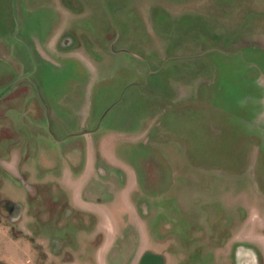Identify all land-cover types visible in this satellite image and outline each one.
Instances as JSON below:
<instances>
[{"label": "rangeland", "instance_id": "374dc122", "mask_svg": "<svg viewBox=\"0 0 264 264\" xmlns=\"http://www.w3.org/2000/svg\"><path fill=\"white\" fill-rule=\"evenodd\" d=\"M16 8L20 38L33 51L36 41L46 58L35 56L32 89L9 113L19 136L12 156L0 154V261L125 264L139 257L140 244L178 250L187 243L188 258L169 264H202V230L222 233L232 217L264 212V0H16ZM13 30L11 0H0V70L19 74L29 57L11 41ZM63 35L61 53H52L45 42ZM81 127L93 130L115 180L135 183L132 201L142 208L138 230L145 236L136 244L129 236L111 259L105 250L121 221L98 222L96 233L102 225L107 237L91 257L89 246L88 257L75 251L65 258L48 250L49 236L79 247L87 238L63 221L40 228L34 196L41 186L29 194L38 181L26 177L28 168L35 176L46 159L63 162L67 146L82 142L48 145L41 132L60 138ZM16 150L24 169L6 171L3 162L19 160ZM115 193L96 188L102 203L114 196L107 207L118 216ZM19 204L22 217L10 219ZM260 216L254 221L263 228ZM162 238L169 241L158 244Z\"/></svg>", "mask_w": 264, "mask_h": 264}, {"label": "flooded vegetation", "instance_id": "af4514ba", "mask_svg": "<svg viewBox=\"0 0 264 264\" xmlns=\"http://www.w3.org/2000/svg\"><path fill=\"white\" fill-rule=\"evenodd\" d=\"M13 2L14 0H11V10L14 21V30L11 41H13V38H15L19 43L23 45V47L27 51L29 62H27V65L24 66L26 71L19 74L13 73L9 68L0 70V154L4 155L6 153H9V155L11 154L10 156H12L13 154L10 150L15 147V143L19 135L12 129L9 113L11 112L15 101L18 98H23L29 92V90L32 89V77L37 70L35 56L37 55L38 57H41L43 59L46 58L42 43L38 41L43 49V53L40 54L37 51V44L35 43L36 41L34 42L35 49L33 51L31 46L26 41L20 38L19 33L21 24L17 16L16 0L15 13L13 11ZM64 35L61 38L56 39L55 41L54 39H52L45 42V45L48 46L49 49H51L52 53H61L60 47L61 45H63V42L65 40ZM55 47L57 48L56 50ZM92 134L93 130H82L60 138L51 136V138L49 139L48 132L46 134H43L41 132L39 139L41 141L44 140L48 145L52 143L65 144L72 137H80L82 138V142L79 141L76 143H71L69 146H67L68 148H66V155L63 158V162L58 160L56 161L54 159L53 161L46 159L44 163L41 164L43 169L42 172L40 171L36 173L35 176L32 175L34 173H32L33 170L31 168H28V170H26L25 172L26 177L31 179L30 176H32L38 181V183H35L30 180L32 182V186L29 192L30 195L34 193L37 184L41 186L40 196H34L36 202L37 200L41 201V215L39 217V224H41L40 228L45 225H59L60 222L63 221L64 225H70L72 228H74V231L83 233L87 238L85 243H82V247H79L78 244H72L71 241L68 240V237L63 239L52 235L49 236L47 238L48 250L53 254H62L63 256H65V258H70V255L75 251L79 252L78 256H87L88 251L86 248H88L89 246L94 250L93 252H90L89 256L91 257L92 253L94 255V252L98 250L97 246H99V244H101V242L107 237V234H105V237H103L102 235V225L99 226V233H96V231H98L97 226L99 221L101 224H103L106 220L111 223L113 221L114 223L116 221L117 224L120 221L122 223V225L118 227V233L116 232V234L119 236L115 238V242L113 241V245L115 244L114 248L116 250L112 253L110 251L107 252V254L105 255L106 258L107 256L110 257L113 253H117V251L125 246L124 242H128L129 236L134 240L135 244L140 238L142 239L145 236L144 232H142L140 235V232L138 230L142 208L140 206L136 207V205H134V202L132 201L133 198L131 194H133L136 190L135 183L133 181L130 182L128 179L121 184L116 181L113 169L110 168L108 163L101 159V156L98 153L96 155L97 163L95 165L93 176L86 181V184L79 185L78 178L80 174L77 172L80 171V168L79 170H76V166L78 164L74 165L73 163H71L70 158H72V155L74 153L79 152L80 154V152L85 151L86 146L90 144L96 150H99V144L95 142ZM87 135H90V137L84 138V136ZM20 151L21 150H16L14 152V157L19 159L18 162L11 163L8 160L3 162V168L6 171L16 169L23 171L25 162H22L24 157L23 155L20 156ZM25 160L26 158L24 159V161ZM48 162L49 164L55 163V166L48 170L46 168V164ZM102 167H105L107 169V173L103 170ZM97 177L100 180H98L99 182L96 184ZM127 183H129L130 185ZM96 188H100L102 190H105L106 192L112 191V193L114 194H116L115 191H117V195L119 196H121L123 190L127 189L128 191H125L127 192L126 195L130 203L134 207L135 212L125 213L123 216L119 218L117 217V219L112 220L110 217H106L105 215H102V213L95 211V206L107 207V203H110L115 199L114 196L113 198L110 196L111 199L107 200V203H102L99 195L98 197L96 195ZM90 193H92L93 197H91ZM30 195H28V197ZM80 202L89 203L94 207L90 210L85 209L84 207H81ZM19 205L21 206V208H14L16 215L14 218L10 216V219L19 220L22 217L23 206L21 204ZM250 210L252 211L244 212V216L240 217L239 219L232 217L231 221L222 228V233L214 230H211L209 232L202 230V232L199 233V245L201 249L200 258L202 264H264V253L261 251L260 246L255 242L254 238L248 235L247 232H240L239 230H237L238 228L236 229V226H238V224L247 227H250L251 225L255 226V217H259L260 214H264V212H259L252 208ZM129 220H134L136 222L135 225H131V222H129ZM212 224H214V222ZM89 233H94L95 236L93 237V239L88 236ZM257 233L258 235L264 236V227L259 228V232ZM166 240L169 241L166 238L159 239L158 244H161V241ZM186 244L187 243L182 244L180 249L178 250H171L170 247H164L161 250H150L148 248H144L140 244L138 250L139 257L137 256L136 260L132 257L133 259H129V261H127V263L125 262V264H145L143 262L145 256L152 258L153 261L149 264H157V262L161 264H169V261L173 259H176L178 263H181L188 258L187 252L189 251L190 247H188V245ZM177 252H180L181 256L175 258V253ZM113 257L114 256L112 255L110 259ZM103 261L105 262L104 258ZM106 263L107 262H105V264Z\"/></svg>", "mask_w": 264, "mask_h": 264}, {"label": "crops", "instance_id": "0c3cea01", "mask_svg": "<svg viewBox=\"0 0 264 264\" xmlns=\"http://www.w3.org/2000/svg\"><path fill=\"white\" fill-rule=\"evenodd\" d=\"M80 129H83V128L81 127ZM89 137H90V135L84 136V138H89ZM97 153L101 156V159L103 161H105L106 163H109L107 160V156L104 153L102 147L99 146V150H96L94 147L91 146V144L86 146L85 151L80 152V154H79V152L74 153L72 155V158H70V160H71L70 162L73 163L74 165L83 164L82 169H80L81 173H80L79 178H78L79 185L86 184V181L93 176L95 165L97 163V158H96ZM54 166H55V163L49 164V162H48L46 164V168L48 170L50 168H53ZM127 184H129V183H127ZM125 191H128V190L125 189L122 191V194H121L122 197L120 198L121 202H120V204H118L119 206L117 209L119 210L118 213H120L118 216H114L113 214H111V211H112L111 206H110L111 209H109L108 207H105V206H95L94 210L102 213V215H105L106 217H110L112 220L117 219V217L119 218V217L123 216L125 213L135 212L134 207L132 206V204L130 203V201L126 195L127 192H125ZM90 195H91V197H93L92 193H90ZM80 205H81V207H84L85 209H89V210L93 209V207H94L93 205H91L89 203H83V202H80ZM112 205H114V204H112ZM256 219H258V218H256ZM257 225L258 224L256 221L255 227L262 228V226H257ZM250 236L252 238H254L255 242L260 246L261 251L264 253V236H259L256 231L250 233ZM115 250L116 249L114 248L113 241L111 240L109 247H107L105 251H110L112 253ZM106 254H107V252L105 253V255Z\"/></svg>", "mask_w": 264, "mask_h": 264}, {"label": "water", "instance_id": "95a60500", "mask_svg": "<svg viewBox=\"0 0 264 264\" xmlns=\"http://www.w3.org/2000/svg\"><path fill=\"white\" fill-rule=\"evenodd\" d=\"M13 11H14V13H15V0H14V2H13Z\"/></svg>", "mask_w": 264, "mask_h": 264}, {"label": "trees", "instance_id": "16d2710c", "mask_svg": "<svg viewBox=\"0 0 264 264\" xmlns=\"http://www.w3.org/2000/svg\"><path fill=\"white\" fill-rule=\"evenodd\" d=\"M0 264H6L5 262H3V261H0Z\"/></svg>", "mask_w": 264, "mask_h": 264}]
</instances>
